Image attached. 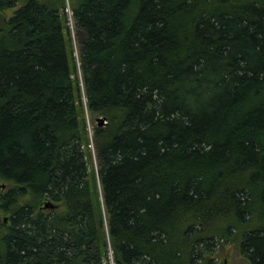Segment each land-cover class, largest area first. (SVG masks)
<instances>
[{"label": "trees", "instance_id": "obj_1", "mask_svg": "<svg viewBox=\"0 0 264 264\" xmlns=\"http://www.w3.org/2000/svg\"><path fill=\"white\" fill-rule=\"evenodd\" d=\"M230 242L264 264V0H0V264Z\"/></svg>", "mask_w": 264, "mask_h": 264}, {"label": "rangeland", "instance_id": "obj_2", "mask_svg": "<svg viewBox=\"0 0 264 264\" xmlns=\"http://www.w3.org/2000/svg\"><path fill=\"white\" fill-rule=\"evenodd\" d=\"M92 128V123H90L88 129ZM212 257L215 261L214 264H250L248 258L241 254L240 247L236 242L218 244Z\"/></svg>", "mask_w": 264, "mask_h": 264}, {"label": "water", "instance_id": "obj_3", "mask_svg": "<svg viewBox=\"0 0 264 264\" xmlns=\"http://www.w3.org/2000/svg\"><path fill=\"white\" fill-rule=\"evenodd\" d=\"M106 122V120H105V118H103V117H100L99 119H98V123L99 124H103V123H105ZM45 206H50L48 203H46L45 204ZM51 207H53V206H51Z\"/></svg>", "mask_w": 264, "mask_h": 264}]
</instances>
